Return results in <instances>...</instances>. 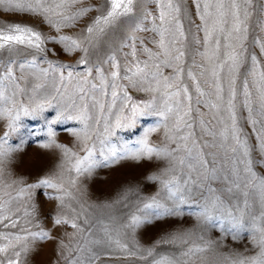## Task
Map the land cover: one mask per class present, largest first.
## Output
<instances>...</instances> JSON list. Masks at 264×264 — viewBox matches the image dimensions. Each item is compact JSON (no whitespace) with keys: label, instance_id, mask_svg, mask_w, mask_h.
I'll use <instances>...</instances> for the list:
<instances>
[{"label":"snow or ice","instance_id":"6c2138e0","mask_svg":"<svg viewBox=\"0 0 264 264\" xmlns=\"http://www.w3.org/2000/svg\"><path fill=\"white\" fill-rule=\"evenodd\" d=\"M257 29L264 0H0V264H28L48 241L53 264H264V61L245 55ZM250 44L264 57V37ZM146 117L159 119L119 135ZM67 121L72 147L57 140ZM27 141L58 154L33 180L12 172ZM146 161L163 167L88 197L97 170ZM169 222L151 244L136 239Z\"/></svg>","mask_w":264,"mask_h":264},{"label":"rangeland","instance_id":"374dc122","mask_svg":"<svg viewBox=\"0 0 264 264\" xmlns=\"http://www.w3.org/2000/svg\"><path fill=\"white\" fill-rule=\"evenodd\" d=\"M8 20H20L24 19L27 20V17H19V16H8L6 17ZM256 17L253 16L248 21L249 24L255 26ZM253 35L264 37V31H260L257 29L254 33H249V41L245 42V47L248 49V53L245 55L247 56L251 52H256L259 59L264 61V57L259 55V49L253 48L250 44L251 38ZM155 49L154 45H149ZM60 59L65 62H73L74 58H69L64 55L60 56ZM197 61L200 60V57L197 55L195 57ZM188 63H191L189 60ZM107 68V66H105ZM77 70H82V66H79ZM171 72V69H164V74L167 75ZM185 82L190 83L187 80L185 75ZM71 91V90H70ZM95 96L101 103H108L110 102V90L109 95L105 97L101 92H96ZM134 99L136 100H147L150 99V95L137 93L134 94ZM68 103L71 101L68 100ZM77 103H81L77 100ZM91 103V101H89ZM193 107H195V103L193 101ZM75 114V112H73ZM45 115H48L51 118L54 115L52 109L46 110ZM24 123L29 127H40L43 128V122L40 120H33L31 118L22 117ZM158 117H146L141 118V122L138 127L129 132V131H122L119 135L124 136L126 139H135L139 136L143 129L151 126L156 123ZM207 119V117H205ZM172 121H169V125ZM79 127L78 122L76 121H67L65 124L57 125V140L59 143L67 144L68 146L72 147L74 145V137L71 135L69 131L72 128ZM3 132V125L0 124V134ZM164 137V129L161 128L156 133L152 134V142L153 143H160ZM45 137L37 138V140H42ZM10 142L17 143L18 140L13 137L10 139ZM57 153L51 150L41 149L38 146V142L36 141H27L23 144L20 151L15 154L13 163H12V172L16 177H22L28 180H33L37 175H41L53 168V166L58 162L57 161ZM157 166L163 167L162 164L158 161H151V162H144L140 166H135L132 164H126L119 168L114 169H100L97 170L96 174L84 181V188L88 193V197L91 200H103L105 199L118 185L126 183V182H138L143 175L147 174L148 172L155 171ZM145 193H151L155 191V186L148 184L144 186ZM42 202V212L44 214H50L54 209V204L50 201H46L41 197ZM193 223L192 218L185 216L184 217V226L190 227ZM179 225L175 222L169 223H158L152 226H148L147 228L139 231L136 235V239L143 245H149L154 240H156L161 234L167 231H171L178 227ZM231 243V242H229ZM247 241H244L240 247L242 248ZM56 259L55 253V243L48 241L44 242L38 246V248L31 253L28 258V264H53Z\"/></svg>","mask_w":264,"mask_h":264}]
</instances>
